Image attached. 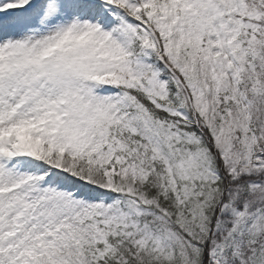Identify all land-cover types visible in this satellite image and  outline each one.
Returning a JSON list of instances; mask_svg holds the SVG:
<instances>
[{"label": "snow or ice", "instance_id": "6c2138e0", "mask_svg": "<svg viewBox=\"0 0 264 264\" xmlns=\"http://www.w3.org/2000/svg\"><path fill=\"white\" fill-rule=\"evenodd\" d=\"M0 264H264V0H0Z\"/></svg>", "mask_w": 264, "mask_h": 264}]
</instances>
